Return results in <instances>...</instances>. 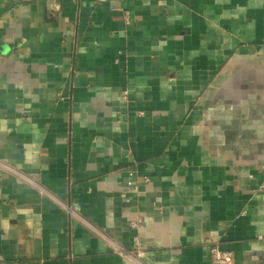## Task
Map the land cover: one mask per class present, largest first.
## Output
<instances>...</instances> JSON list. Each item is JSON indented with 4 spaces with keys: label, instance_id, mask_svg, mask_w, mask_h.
Wrapping results in <instances>:
<instances>
[{
    "label": "crops",
    "instance_id": "1",
    "mask_svg": "<svg viewBox=\"0 0 264 264\" xmlns=\"http://www.w3.org/2000/svg\"><path fill=\"white\" fill-rule=\"evenodd\" d=\"M263 164L264 0H0V264H264Z\"/></svg>",
    "mask_w": 264,
    "mask_h": 264
},
{
    "label": "built area",
    "instance_id": "2",
    "mask_svg": "<svg viewBox=\"0 0 264 264\" xmlns=\"http://www.w3.org/2000/svg\"><path fill=\"white\" fill-rule=\"evenodd\" d=\"M50 15L54 16L55 12L50 11ZM124 15H125V18L127 19L128 13L125 12ZM261 174H262L263 179H264V164L261 167ZM262 186H264V184ZM140 224H141V221L137 220L133 223H130V228L135 229L138 226H140ZM210 253H211V261L213 264H231V262H232V254L230 252L220 251L217 248L213 247L210 250ZM140 255H141V253L137 252V256H140Z\"/></svg>",
    "mask_w": 264,
    "mask_h": 264
}]
</instances>
